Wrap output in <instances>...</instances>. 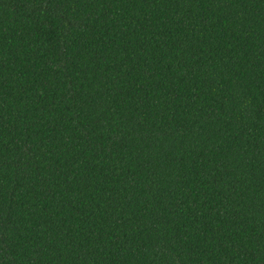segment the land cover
<instances>
[{
  "label": "trees",
  "instance_id": "1",
  "mask_svg": "<svg viewBox=\"0 0 264 264\" xmlns=\"http://www.w3.org/2000/svg\"><path fill=\"white\" fill-rule=\"evenodd\" d=\"M0 264H264V0H0Z\"/></svg>",
  "mask_w": 264,
  "mask_h": 264
}]
</instances>
